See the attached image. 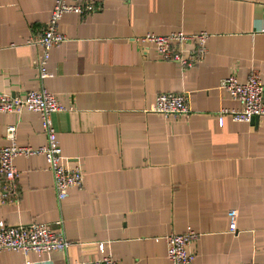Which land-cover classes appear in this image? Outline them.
<instances>
[{
	"label": "crops",
	"instance_id": "1",
	"mask_svg": "<svg viewBox=\"0 0 264 264\" xmlns=\"http://www.w3.org/2000/svg\"><path fill=\"white\" fill-rule=\"evenodd\" d=\"M89 1L99 10L61 20L67 40L40 80V49L28 41L54 0H0V93L56 95L67 107L52 116L63 163L84 174L59 201L42 156L14 160L15 192L0 203V221L48 224L70 245L1 252L0 264L89 263L99 243L121 264H171L160 237L188 230L199 235L190 264H264V117L218 123L220 111L241 109L219 89L223 79L243 83L256 70L264 85V0ZM174 31L210 34L201 64L184 70L132 41ZM184 92L188 117L152 111L157 95ZM9 126L18 146L45 143L37 113L0 114V146Z\"/></svg>",
	"mask_w": 264,
	"mask_h": 264
},
{
	"label": "built area",
	"instance_id": "2",
	"mask_svg": "<svg viewBox=\"0 0 264 264\" xmlns=\"http://www.w3.org/2000/svg\"><path fill=\"white\" fill-rule=\"evenodd\" d=\"M99 10L97 4L89 0H54L49 19L43 31L30 37L29 45L38 46L40 57L38 62V76L40 80L49 77L46 65L52 49L66 42V37L60 31V22L67 14L84 17ZM210 34L205 32L189 34L184 31H174L166 35L147 34L133 38L135 45L142 48L147 54L152 49L157 59L164 62L178 64L187 70L201 64L207 54L206 42ZM219 89L227 93L231 99L241 105L240 110H222L218 113V123L223 124V117L229 116L233 122L249 123L254 117H264V85L259 73L252 70L246 81L240 83L234 74L220 82ZM67 107L60 102L56 95L45 89L32 90L22 96H13L0 93V114L17 113L23 111L40 115L45 143L38 147H21L16 144V128L9 126L6 129L7 146H0V203L4 204L15 192L17 170L14 160L17 157L42 156L53 177V188L57 199L63 201L73 189L83 184L84 174L77 164L73 168L64 165L68 161L61 155L60 143L52 122V116L66 111ZM163 117H188L191 114L189 96L187 93H162L156 96L155 106L152 109ZM57 224H60L58 222ZM231 233L236 232L235 221L229 225ZM163 239L166 245V257L171 264H190L194 255L193 243L199 235L188 230L182 234H169ZM160 238H155V242ZM70 242L61 233L54 232L48 224L29 223L26 225H8L0 221V253L17 252L47 254L55 251H65ZM101 257L89 263L68 264H121L114 259L105 243H99ZM254 264V263H249Z\"/></svg>",
	"mask_w": 264,
	"mask_h": 264
},
{
	"label": "water",
	"instance_id": "3",
	"mask_svg": "<svg viewBox=\"0 0 264 264\" xmlns=\"http://www.w3.org/2000/svg\"><path fill=\"white\" fill-rule=\"evenodd\" d=\"M257 119H258V117H254V118H252L251 121H255V120H257Z\"/></svg>",
	"mask_w": 264,
	"mask_h": 264
}]
</instances>
